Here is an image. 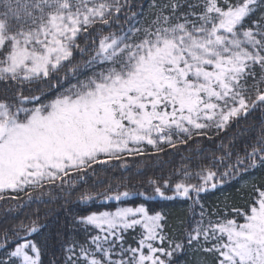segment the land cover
I'll return each mask as SVG.
<instances>
[{"label":"snow or ice","instance_id":"snow-or-ice-1","mask_svg":"<svg viewBox=\"0 0 264 264\" xmlns=\"http://www.w3.org/2000/svg\"><path fill=\"white\" fill-rule=\"evenodd\" d=\"M217 138L206 154L200 140ZM179 146L189 154L168 171L129 165ZM117 167L122 182L79 191ZM255 172L242 205L204 207L202 194ZM77 192L86 210L71 213L67 238L57 229L59 253L51 234L34 238L39 215L11 227L6 215L0 264H175L189 251L197 264H264V0H149L146 12L131 0H0V201L17 202L11 214ZM178 199L192 210L179 231L149 206Z\"/></svg>","mask_w":264,"mask_h":264},{"label":"trees","instance_id":"trees-1","mask_svg":"<svg viewBox=\"0 0 264 264\" xmlns=\"http://www.w3.org/2000/svg\"><path fill=\"white\" fill-rule=\"evenodd\" d=\"M133 11H141V6L143 10L146 12L149 4V0H131ZM79 58V57H77ZM259 113H254L253 116L249 117L248 121H241L239 127L233 126L232 130L224 135V141L227 142L229 138H231L235 133L240 131L241 129L247 127L249 124L258 123V120L255 119ZM251 133H245V135H250ZM220 143V138L216 139V143H210L205 139L200 140V146L206 150H214L216 145ZM195 147V145H193ZM169 154H160L159 157H152L151 159L145 158H135L129 159V165L134 172L137 167L146 172V175L159 174L160 166L163 164L164 171H168L172 167H178L182 163V157H185L189 154V149L186 146H179V150H167ZM118 163V162H113ZM130 173L124 171L117 167L115 170H109L107 172H100L99 174L93 176L89 175L85 177L87 180V184H83L82 181H78L79 191H83L86 188L90 190H102L103 187L106 186L107 183H111L115 186L117 183H120L124 180L125 177L129 176ZM261 173L255 172L251 176H246L242 181H232L226 182L222 187L218 188L214 191H209L207 193L202 194L201 202L204 204L206 209H213L217 206L223 207L225 202L234 205H242L245 201L241 199V191L245 188H250L251 183H258L259 177ZM142 179V178H135ZM135 179L133 182H135ZM106 182L99 189L94 188V185L100 184V182ZM249 183H245V182ZM238 189L240 191H238ZM53 196L62 195L58 192L57 189H52ZM79 194L77 192L72 196V203L64 204L63 200H53L51 203H32L29 207H25L23 209H18L11 214L6 213L5 209L7 207H15V201H8L7 204L5 202L0 201V227L5 226V216L7 215L8 224L7 226L11 227L14 223H19L20 220L28 221V218L35 219L37 215H39L40 222L46 227L42 229L41 233L34 237L37 240H43L45 235L51 234V238L54 240L53 251L59 253L60 247V238L55 237V233L58 228L62 229V237L67 238V236L73 234L71 230V226L68 225V221L70 219V215L72 212H83L86 210L84 206L76 203V196ZM247 197H245L246 199ZM44 201H48L49 196L47 194L42 198ZM132 200L138 201L140 198H131ZM131 202V201H130ZM190 201H182V200H174V201H163L156 200L150 202L149 206L156 210H162L168 214L170 225L173 229L177 231L180 230V221H190L192 219V210L189 207ZM117 202L115 201H97L94 204H91L90 207L93 210L104 208H113L116 206ZM196 212H199V208L197 207ZM47 213V214H46ZM198 218V216H197ZM65 225H68L67 228H64ZM135 233H129L127 239L129 242H132V236ZM75 236L78 240L83 241L85 239V233L82 230H77L75 232ZM49 257H45L47 261ZM199 258L194 259L191 251L185 254H179L174 257L175 264H197V260Z\"/></svg>","mask_w":264,"mask_h":264}]
</instances>
